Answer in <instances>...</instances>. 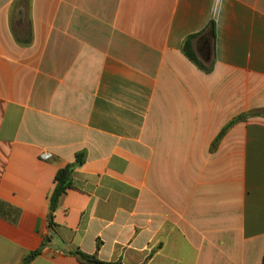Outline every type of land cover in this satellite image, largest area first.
Masks as SVG:
<instances>
[{
  "label": "crops",
  "instance_id": "obj_1",
  "mask_svg": "<svg viewBox=\"0 0 264 264\" xmlns=\"http://www.w3.org/2000/svg\"><path fill=\"white\" fill-rule=\"evenodd\" d=\"M46 237L31 264L263 263L264 0H0V264Z\"/></svg>",
  "mask_w": 264,
  "mask_h": 264
},
{
  "label": "trees",
  "instance_id": "obj_2",
  "mask_svg": "<svg viewBox=\"0 0 264 264\" xmlns=\"http://www.w3.org/2000/svg\"><path fill=\"white\" fill-rule=\"evenodd\" d=\"M23 6L26 8V1H24ZM23 12H25V9H23ZM212 27L213 26L211 25L210 28H212ZM28 37L30 39H32V32H29ZM196 37H198V35L191 37L185 43V45L183 47V53L197 67H199L200 69H202L204 71L210 72L212 67H213V63H211L209 66H206L205 63L199 58V56L197 55V53L193 50V47L191 46V41L194 40ZM26 43H30V42H26ZM243 118H245V116L239 117L235 121L242 120ZM235 121H233V122H235ZM233 122H231L229 125H227V127H225V129L222 131V133L216 139L214 146L220 142V140L226 134L227 130L231 127ZM85 161H86V153L85 152H79L76 155L75 161L73 163L66 165L64 168H61L55 177V187H54L53 192L49 196L48 223H49V228L51 230L54 229L56 226L55 214L59 208L60 201H61L62 197L65 194H67V192L70 189L74 188V184H73L74 180L73 179H74L75 171L79 167H81L85 163ZM50 241H51V238L46 237L39 249H37L36 251H33V252H31L25 256L22 264H31L32 261L43 252L44 248L46 246H48ZM69 254L75 256L83 264H116V263H109V262L101 261L97 258V256L89 255V254H86L82 251H73V252H70ZM262 264H264V260H263Z\"/></svg>",
  "mask_w": 264,
  "mask_h": 264
},
{
  "label": "built area",
  "instance_id": "obj_3",
  "mask_svg": "<svg viewBox=\"0 0 264 264\" xmlns=\"http://www.w3.org/2000/svg\"><path fill=\"white\" fill-rule=\"evenodd\" d=\"M51 157H52L51 154H46V155L43 156L44 159H50Z\"/></svg>",
  "mask_w": 264,
  "mask_h": 264
}]
</instances>
